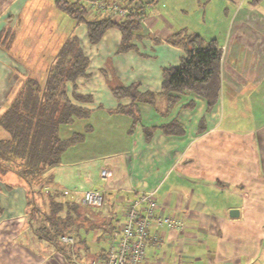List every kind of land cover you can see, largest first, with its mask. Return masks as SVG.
Listing matches in <instances>:
<instances>
[{"label":"crops","instance_id":"obj_1","mask_svg":"<svg viewBox=\"0 0 264 264\" xmlns=\"http://www.w3.org/2000/svg\"><path fill=\"white\" fill-rule=\"evenodd\" d=\"M45 6L44 0H0V113L26 76L38 78L42 47L50 46L53 54L66 37L54 27L50 4L48 11ZM152 6H145L143 37L135 41H147L149 52L163 53L164 61L153 86L137 85L138 100L118 99L108 82L99 101L89 94V102H76L67 83L68 96L89 110L59 127L63 138L73 132L82 138L47 171L58 199L79 203L84 212L75 222L68 254L89 251L85 236L90 230L93 240L107 243V231L123 219L126 202L155 189L161 215L176 216L183 226L150 225L142 264H264V14L257 15L255 6L236 7L222 39L201 33L222 48L218 101L209 108L194 93L179 95L171 105L160 93L161 68L178 64L183 54L166 37L187 26L172 23L169 9L153 12ZM105 15L118 19L107 9ZM251 19L255 28L247 25ZM43 35L48 39L41 40ZM0 137H6L1 128ZM83 168L105 191L99 209L83 205L82 191L72 185ZM0 206V264H49L55 252L30 232L25 186L17 176L0 179ZM106 249L100 246L90 260Z\"/></svg>","mask_w":264,"mask_h":264},{"label":"trees","instance_id":"obj_2","mask_svg":"<svg viewBox=\"0 0 264 264\" xmlns=\"http://www.w3.org/2000/svg\"><path fill=\"white\" fill-rule=\"evenodd\" d=\"M120 1L125 2L126 12L113 19L109 15L93 14L87 0H54L55 6L75 24L85 25L89 43H97L106 29L116 27L121 32L122 46L128 48L132 46L129 44L132 36H143L141 23L146 15L145 6L155 0ZM258 1L249 3L255 6ZM166 42L180 47L183 54L178 64L161 68L160 93L166 96L169 105L177 101L179 95L189 92L205 98L207 106L212 107L219 96L221 46L215 38H205L186 28L169 34ZM53 54L45 68L44 83L26 76L0 113V128L6 133V137H0V179L14 175L22 180L30 232L34 238L63 254L66 250L63 243L68 242H63L61 237H76L75 222L81 221L84 212L79 203L58 199L60 192L57 188L50 189L53 177L47 171L61 162L69 145L82 138L80 132L63 138L59 127L85 117L89 110L76 102H89L91 97L74 90V81L86 76L88 64L76 35L65 38ZM68 82L73 84L71 96L76 102L67 94ZM109 86L118 99L129 97L134 102L142 95L136 91L137 84L124 86L109 82ZM73 242L74 239L71 244Z\"/></svg>","mask_w":264,"mask_h":264},{"label":"rangeland","instance_id":"obj_3","mask_svg":"<svg viewBox=\"0 0 264 264\" xmlns=\"http://www.w3.org/2000/svg\"><path fill=\"white\" fill-rule=\"evenodd\" d=\"M249 1L250 0H155L152 3V11H166L169 9L170 14L167 15V18L170 19L172 23H179L182 27L187 26V31L202 33L206 35V37L216 36L222 39L233 10L236 7H245L250 10L251 5ZM44 2L46 6L50 4L49 10L53 11L50 18L53 19L52 22L54 27L57 28L60 26L59 28L66 32L65 37L61 35V31H58L57 33H60V35L58 34L59 37L64 36L67 38L71 34H75L83 53H85L88 58L86 76H80L74 81L75 91L79 90L83 93H88L86 95L93 94L95 99L97 96V101H99V92L103 93L108 82L121 84V82L125 81L127 84L129 82V85H139L141 83L142 85L146 84L151 86L155 84L158 78L156 75H159V71L157 73L156 70L159 68V63L164 61L162 57L163 53L161 56L158 53L156 57L155 54L149 52L151 46L150 44H146L147 41H144L142 44L136 43L135 39L140 40L143 36H132L129 41V44L132 46L125 48L121 44V32L118 28L111 27L105 30L97 43L91 44L87 38L85 25L75 24L73 19L71 21L66 13L53 6V3H51L53 0H44ZM46 6L44 11H48ZM255 11L257 15H260L257 12H260L262 15L264 14V0L258 1V4L255 5ZM253 21L251 19L249 22L252 24H246L254 27L255 23ZM44 37L43 35L41 40L44 39ZM146 38H149V36ZM46 39L48 38L44 40ZM152 42L156 41L152 40ZM53 43H56L55 39ZM49 47L50 46H43L41 49V69L39 70V76H37V80L41 84L44 83L46 77V66L44 67L42 65H47L54 57V54L49 52ZM113 78L116 79L113 80ZM70 84L71 89H73V84ZM238 111L239 109L236 110L237 113H239ZM254 111L255 110H253V112ZM235 120L237 121L239 119ZM86 172L87 170L84 168L79 170L78 178L75 179L76 181L72 182V185L76 186L75 189L78 191L93 187L91 186L92 183L96 184L94 188H99V181H95L94 176H85ZM96 177L98 178V176ZM85 239L89 246L88 252L70 255L68 254V249L71 248L73 244L63 243L66 244L65 252L62 254L60 251L51 249L52 253L55 252V254L49 255L47 262L49 264H87L99 251L100 246L107 245L105 241L104 243L99 242V238L93 240L92 230L88 231Z\"/></svg>","mask_w":264,"mask_h":264},{"label":"built area","instance_id":"obj_4","mask_svg":"<svg viewBox=\"0 0 264 264\" xmlns=\"http://www.w3.org/2000/svg\"><path fill=\"white\" fill-rule=\"evenodd\" d=\"M88 9L101 16L104 9L118 18L126 12L125 2L114 0H87ZM105 171L102 172V175ZM80 202L89 207L101 208L105 202V191L99 188H88L81 192ZM155 189L147 190L129 199L123 210V219L107 231V249L102 257L94 258L88 264H142L145 247L149 238L150 225H166L181 229L183 223L176 216H162L158 209ZM63 242L71 243L73 238L62 236Z\"/></svg>","mask_w":264,"mask_h":264},{"label":"water","instance_id":"obj_5","mask_svg":"<svg viewBox=\"0 0 264 264\" xmlns=\"http://www.w3.org/2000/svg\"><path fill=\"white\" fill-rule=\"evenodd\" d=\"M232 211H236L235 209H232Z\"/></svg>","mask_w":264,"mask_h":264}]
</instances>
